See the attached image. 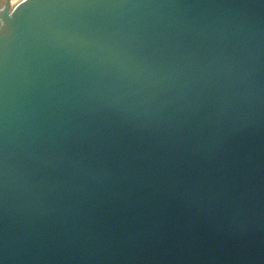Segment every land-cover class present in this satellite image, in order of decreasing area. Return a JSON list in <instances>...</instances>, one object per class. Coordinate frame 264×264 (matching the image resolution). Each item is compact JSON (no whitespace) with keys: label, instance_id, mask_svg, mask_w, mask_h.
<instances>
[{"label":"water","instance_id":"95a60500","mask_svg":"<svg viewBox=\"0 0 264 264\" xmlns=\"http://www.w3.org/2000/svg\"><path fill=\"white\" fill-rule=\"evenodd\" d=\"M0 264H264V0H0Z\"/></svg>","mask_w":264,"mask_h":264}]
</instances>
